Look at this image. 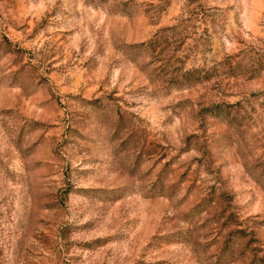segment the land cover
Here are the masks:
<instances>
[{
    "label": "rangeland",
    "instance_id": "obj_1",
    "mask_svg": "<svg viewBox=\"0 0 264 264\" xmlns=\"http://www.w3.org/2000/svg\"><path fill=\"white\" fill-rule=\"evenodd\" d=\"M0 264H264V0H0Z\"/></svg>",
    "mask_w": 264,
    "mask_h": 264
}]
</instances>
